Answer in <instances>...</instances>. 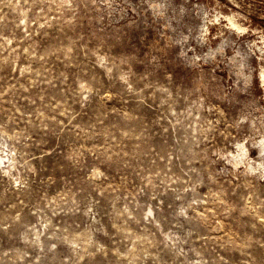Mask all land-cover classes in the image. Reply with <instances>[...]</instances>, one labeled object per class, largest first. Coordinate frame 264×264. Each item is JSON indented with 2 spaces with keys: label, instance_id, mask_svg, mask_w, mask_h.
Returning <instances> with one entry per match:
<instances>
[{
  "label": "clouds",
  "instance_id": "9594fccd",
  "mask_svg": "<svg viewBox=\"0 0 264 264\" xmlns=\"http://www.w3.org/2000/svg\"><path fill=\"white\" fill-rule=\"evenodd\" d=\"M0 264H264V0H0Z\"/></svg>",
  "mask_w": 264,
  "mask_h": 264
}]
</instances>
